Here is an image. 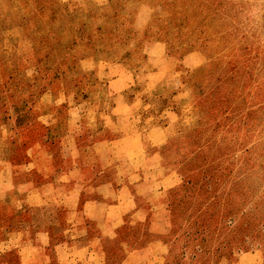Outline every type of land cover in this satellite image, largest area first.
Listing matches in <instances>:
<instances>
[{
    "label": "rangeland",
    "instance_id": "rangeland-1",
    "mask_svg": "<svg viewBox=\"0 0 264 264\" xmlns=\"http://www.w3.org/2000/svg\"><path fill=\"white\" fill-rule=\"evenodd\" d=\"M254 9L264 19L259 0H0V226L16 232L19 204L34 187L43 202H63L98 181L96 143L110 131L100 59L139 68L151 43L169 55L199 47L222 62L207 70L221 96L204 124L240 137L225 117L249 106L244 144L200 145L184 134L170 148L180 181L166 200L180 208L169 226L133 224L128 236L126 225L122 236H95L89 249L101 264H264V45L242 22ZM211 82L202 81L207 91ZM208 102L197 99L195 121ZM155 240L169 242L163 256ZM3 262L19 264V256L0 254Z\"/></svg>",
    "mask_w": 264,
    "mask_h": 264
},
{
    "label": "crops",
    "instance_id": "crops-1",
    "mask_svg": "<svg viewBox=\"0 0 264 264\" xmlns=\"http://www.w3.org/2000/svg\"><path fill=\"white\" fill-rule=\"evenodd\" d=\"M165 49L162 42L151 43L139 68L124 58L100 59L105 63L108 82L103 95L109 103L101 119L110 131L96 143L95 155L102 168L98 181L78 190L74 200L63 202H43L42 186L28 191L19 204L16 232L9 228L6 232L5 224L0 226L6 232L0 236V254L17 253L19 264H101L103 255L89 249L99 239L95 236H122L126 225L128 236H133V224H159L158 219L163 225L171 223V209L180 206H170L166 194L179 183L180 169L169 161L174 154L170 148L175 143L181 146L184 134H192L193 143L200 145L244 144L249 106L239 115L224 116L225 129L238 133L241 128L240 137L222 136L214 126L204 124L212 118L221 96L218 84L213 83L218 81L217 73L208 74L207 70L222 62L209 58L199 47L170 55ZM208 77L212 82L207 91L202 81ZM228 78L227 74V96L231 94ZM200 97H207L209 102L203 108L204 118L195 121L193 110ZM57 189L63 188L52 187L51 192ZM65 194L68 197L71 193ZM153 244L163 245V250L157 251L160 256L170 248L164 240ZM29 256L33 258L29 260Z\"/></svg>",
    "mask_w": 264,
    "mask_h": 264
},
{
    "label": "clouds",
    "instance_id": "clouds-1",
    "mask_svg": "<svg viewBox=\"0 0 264 264\" xmlns=\"http://www.w3.org/2000/svg\"><path fill=\"white\" fill-rule=\"evenodd\" d=\"M259 4L264 5V0H259ZM242 22L257 37V43L264 45V19L260 10L254 9L249 16L243 18Z\"/></svg>",
    "mask_w": 264,
    "mask_h": 264
}]
</instances>
